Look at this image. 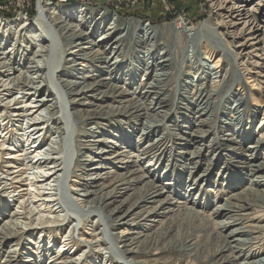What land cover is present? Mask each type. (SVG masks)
<instances>
[{
	"label": "bare ground",
	"instance_id": "obj_1",
	"mask_svg": "<svg viewBox=\"0 0 264 264\" xmlns=\"http://www.w3.org/2000/svg\"><path fill=\"white\" fill-rule=\"evenodd\" d=\"M54 1L60 4L73 2L78 4L77 7L84 8L90 0ZM255 1L249 8H245L248 0H210L215 10L213 40L210 37L202 40L201 37L199 47H202L205 57L202 58L197 52L191 55V52L186 51L183 58L181 56L183 64L179 69L176 66L177 58L171 52L162 49L158 53L159 33L150 23L143 26L134 24L139 48L131 61H124L120 58L122 51L126 49L127 33L121 32L122 28L115 18L107 24L110 16L106 13L100 12L94 17V13L87 12L84 8L81 10L82 19L76 20L74 9L47 8L45 0H39L40 11L35 22L20 18L7 24L0 20V147H3V150L0 149V204L4 209L12 208L15 204V210L8 216L12 220L17 218L15 224L9 223L17 228L15 233L11 234L13 227L6 229L11 230L9 233L0 232V246L4 248L5 243L16 239L18 234H29L32 231V237L43 235L46 231L52 235L44 224L55 225L59 222L61 216L56 212L60 209L64 212L65 206L79 213L81 220L97 217L89 229L80 228L84 220L76 221H81L76 225L80 233L78 242L85 244L91 252L99 249L97 253L103 257L100 260L95 254L92 263L102 261L103 264H113L112 259H116L115 264H122L119 258L125 259L127 264H147L145 259L135 258L143 248L158 245V242L149 239L146 230L149 226L161 224L163 218L180 208L188 207L187 195L174 198L172 191L176 190L179 182L160 185L158 179L151 182L148 189L145 187V195L132 206L128 207L126 202H121L116 207L114 204L118 203V198L124 192L132 189V182L135 184L151 179L168 157V162H187L183 171L188 183L187 187L185 184L183 186L188 188V193L196 192L201 184H208V171L205 170L197 178L196 172L199 162L211 152L214 154L211 164L221 157L224 164L228 161H240L249 166L251 172L256 173L252 186L245 191L247 195L250 193L249 197H254L253 200L246 197L242 202L235 200L233 196L225 204L216 206L211 214L215 218L208 217V221L218 230V243L222 244H218L221 247L214 262L264 264V248H252L255 235L259 231L264 232V225L260 227L249 223L253 217L258 219L260 209L264 213V190L255 188L264 187V161L256 164L257 155L264 150V117L253 128L256 117L259 114L264 116V0ZM88 23L94 29L104 27L105 33L95 40L91 32L84 30ZM204 27L205 25L194 29L181 27L185 33H191L185 38V44L196 40ZM13 29L17 32L31 30L32 32L27 33L30 43L28 51L36 48L29 57L28 64L21 65L18 69L13 61L14 48H5L8 45L5 33ZM58 38L62 44H58ZM217 53H220L218 58L215 56ZM184 62L187 71L184 70ZM125 65L131 66L133 70V82L125 83L126 87L118 78ZM141 71L145 73V78L137 82ZM172 74L173 93L175 91L179 97L177 102L167 105L169 98L166 84ZM243 86L248 92L253 91V94L249 96ZM45 90L50 93L44 94ZM171 107L176 108L178 113L177 120L173 123L181 131V134L174 135L173 138L169 136L172 134L171 128L168 133H163V129L158 128L160 121L168 117ZM110 117L120 118L124 123L130 117L140 122L143 131L137 146H133L135 143L129 137L125 147H109L108 144H113L114 141H124L120 128L111 134L110 140L101 138L102 132L97 130H103L100 128L102 120ZM116 121L118 119L111 123L115 124ZM80 128L87 129L85 131L93 139H81ZM128 131L132 132V128ZM156 133L160 135L150 140ZM146 139L149 142L146 147L141 148L140 143ZM30 145L32 149H27ZM65 153L68 155L66 158L63 156ZM2 155L9 157L2 161ZM144 159L155 162L156 169L151 168V165L143 166ZM113 169L119 173L114 174ZM122 171L124 175L120 173ZM125 171L130 182L126 179ZM251 175L250 173L249 176ZM48 180L55 183L56 189H50ZM46 190L60 191L64 198L51 199V195L43 198ZM55 196L58 197V194ZM5 198L7 202H4ZM36 199H39L37 203L40 204L31 208V203ZM55 202L56 207H59L53 205ZM202 202L197 203L198 209L186 208L187 215L192 219L198 218L196 216L202 214L200 208L205 209V203ZM46 209L51 216L56 214L57 217L52 216L53 220L50 215L34 218L38 214L42 215ZM251 215L253 217L248 219ZM5 216L6 214L3 218ZM99 218L104 220V225L110 227L107 235L105 234L106 238L100 237L97 232V225L102 223ZM44 219L47 222H43ZM71 219L68 218V223L73 222ZM229 219L232 221L228 222ZM37 221L42 222L35 224ZM62 227H59L60 231L64 229ZM133 234H136L135 237H132ZM70 235L64 236L61 248L56 250L49 245L43 249V258L38 261L32 259V256L28 257V263L48 264L46 260L49 258L56 260V264H89L87 256L85 262L70 256L75 242V236L72 238ZM55 239L54 236L53 246ZM28 242L32 243V239ZM33 242L38 244L36 240ZM188 248L191 255H198L196 242L190 243ZM34 249L37 250L35 247ZM157 252L158 249L153 255L157 256ZM4 254L3 264H20L17 250ZM39 254L42 252L37 255Z\"/></svg>",
	"mask_w": 264,
	"mask_h": 264
},
{
	"label": "rangeland",
	"instance_id": "obj_2",
	"mask_svg": "<svg viewBox=\"0 0 264 264\" xmlns=\"http://www.w3.org/2000/svg\"><path fill=\"white\" fill-rule=\"evenodd\" d=\"M38 1L39 0H0V20H4L7 24L8 23L11 24L12 22H16L20 18H23V19L26 18L29 21L34 20L36 17L39 16L40 10H39ZM48 1L46 2V0H45V2H44L46 4V6H48L47 8H54L55 9L56 7H58L62 10V9H65L66 7H69V9H74V11H76V16H75L76 18L74 17L76 20L82 19L83 13L81 10L84 8H85V11H87V12L89 11L91 13H94V15H93L94 17L98 16L100 14V12L108 14L110 16V18H108L107 24H109L113 18L117 19V23H119L120 28H122L121 32L127 33V40H126V44H125L126 49H124V51H122V56L120 58V59H123L124 61H129V60L131 61V58L134 57V55L137 53V50L139 48L138 44L136 43L137 40L135 39L136 30H135L134 24H137V21H140V20L141 21H147V22H139L140 26H143L146 23H150V25H152L153 27H155V26L163 27V30H161V31H160V29L155 27L159 33L158 34V36H159L158 37V44H159L158 45L159 46L158 47V53H160L161 52L160 50H162V49H166L167 52H171L173 54V57L177 58L178 62L176 64V66L178 65V69H179V67H181L180 66L181 63L183 64V61L181 60V56L183 58L186 51L191 52V55H194L195 52H197L198 54L202 55V58L205 57L203 55L204 51H203L202 47H199V45H200L199 40L201 37H202V40H207L205 37H210V39L213 40V36H214L213 27L215 26V20H214L215 10L210 4V0H90L88 2V4L84 6V8L77 7L78 4L73 3V2H69L66 4H60V3H55L54 0H50V2H48ZM255 2H256L255 0H248V3L245 4V8H249V6L254 4ZM48 4H50V5H48ZM51 10L53 11V9H51ZM262 14L264 17L263 12H262ZM130 20H133L136 23H132V24L128 23L129 26L126 25L127 21H130ZM73 21H75V20L73 19ZM34 22H35V20H34ZM75 22L77 23V21H75ZM176 24H179V25L174 30L171 29V27L175 26ZM130 25L132 27H134L131 30H130ZM204 25H205V27L200 31L201 35L198 36L196 40H193L192 42H189L186 45L185 44V38L189 37V35L191 33L190 32L185 33L181 27L187 26L188 28L194 29L195 27H203ZM15 26L20 27L17 24H15ZM178 28H180V29H178ZM84 30L91 32L92 36L95 40L98 39L100 36H102L106 31V29L104 27H99V26L94 29V27L91 26L90 23H88V26L85 25ZM30 32H32V31L29 29H27L26 31H23V32H19V31L17 32L16 29H13V31L5 33V36H6L5 38L8 40V43H7L8 45L5 48H6V50L10 47L14 48L15 52L13 54V61L15 63V66L17 67V69L21 65H27L28 64L29 57L33 54L34 50L36 49V48H34L33 51H31V50L28 51L29 50L28 47L30 46V43L28 41L27 33H30ZM182 33L184 34V36ZM134 34H135V36H134ZM178 38L181 40H179ZM57 40H58V44H62L61 41H59V38ZM178 44L181 46H179ZM14 45H15V47H14ZM180 50H181V52H180ZM219 55H220V53L215 54L216 58H218ZM195 59H196V57H195ZM184 67H185L184 70L187 71L188 68H186L185 62H184ZM63 68H65V66ZM174 70L172 72H174ZM132 71L133 70H131V66H128V65H125L123 67V71L122 70L120 71L118 78L120 80H122L123 85H125V83H128V82H133ZM131 76H132V78H131ZM134 76L136 77V75H134ZM144 76H145V73L143 71H141L140 75L138 74L136 81L140 82L142 79L145 78ZM179 77H180V79L183 78L182 76H180V74H179ZM166 85H167V93H168V98H169L168 99L169 102L167 105H172V103L174 101L177 102V99H178L177 97H179V96H176L175 91L173 93V88H172V86L174 87V76H173V74H172V76H170V80H168ZM126 86L127 85H125V87ZM243 88L246 90L245 86H243ZM227 89H228V87L226 88V90ZM246 92H248V91L246 90ZM246 92H244V93L246 94ZM46 93L48 94V93H50V91L45 90L44 94H46ZM248 93L250 96L251 94H253V91H250ZM179 94H180V92H179ZM250 101H251V98L249 97L248 102H250ZM175 110H176V108L173 109V107H171L170 111L167 113L168 117L166 115L167 118H163L162 122L160 121L159 127L157 125V127L160 130L163 129L162 130L163 133H165V132L168 133V132H170L169 130L172 129L173 130V131L171 130L172 134L169 135L170 138H173L174 135L181 134V131L178 130V128L175 127L176 125H174L175 123H173L177 120L176 118L178 115L177 111H175ZM192 112H194V111H192ZM263 117H264L263 114H259L256 117V120L253 124L254 129L263 121ZM117 119H118V121H116L115 124L111 123ZM123 119H125V118H123ZM121 121L122 120L120 118H117V117H113V118L110 117L108 119L102 120L100 128H103V130L102 129H100L101 131L97 130L99 132H102L101 138H104L106 141H107V139L110 140L111 136L113 135V132L115 133L116 131H118L117 129L120 128L121 129V135L124 138V141L122 139L120 141L112 140L114 142H113V144H108L109 147L110 146H116V147H120V148L125 147L126 142L128 141L127 139L129 137H132L131 141L133 143H135L133 146H135V145L137 146V142H139V136L143 131V126L140 124V122L135 121L131 117L128 118L125 123L121 122ZM122 123H124V124H122ZM109 124L111 126H108ZM103 126H106V127H103ZM115 126H117V127H115ZM130 128H132V132L128 131ZM164 129H166V130L164 131ZM85 130H87V129H81V128L79 129L81 139H83L84 141L93 139V138L89 137L90 133L85 131ZM129 132H131V134H129ZM159 135H160L159 133H156L155 135H153L150 138V140H154ZM209 138H211V136ZM0 141H2V139H0ZM131 141H129V142H131ZM142 141H143L142 144L140 143V145H139L141 148L146 147L147 143L149 142V139L142 140ZM30 143H31V141H30ZM239 143H241V142H239ZM128 145H129V143H128ZM247 145H249V144H247ZM6 147H9V145H6ZM26 148L32 149L31 145L27 146ZM0 149L3 150V147H0ZM34 149L35 148L33 147V150ZM5 153H6V151L4 152V154ZM228 153H230V152H228ZM63 156H64V158H66L68 155L65 153V154H63ZM213 156H214V154H212L210 152V154L207 157L202 158V160L199 162V169L196 172V178H197L200 175H202L203 173H205V170H207L208 171L207 174H210V176L207 177L208 178L207 179L208 184H206V185L201 184L200 185L201 188L199 187L200 189H198L196 192H192V193H188L187 192L188 188H185V186L187 187V183H188L186 173H184V171H183L184 166L187 163L186 161L180 162L177 160H173V161L168 162L167 161L169 159V157H168L166 160H164L162 162L161 167H158L156 169V168H154V166L157 167L155 162L149 161V160H148L149 161L148 162L146 159H144V162H142L143 166L151 165V168L156 169V170L159 169V170L155 173L154 176L153 175L151 176V179H149L150 181L145 180V181H142L140 183L137 182L135 184L132 182L131 184L134 185L132 187V189L127 191V192H124L123 196L118 198V203H115L114 207L121 204V202H126L128 207L132 206L133 204H135L137 202V200H140L141 197L145 195L146 190L151 185V182H155V180L159 179L160 185H161V183L165 185V184L170 183V182L178 181L179 183H178L177 187H175L176 190L172 191L173 197L178 199L181 197L183 198V196L187 195V198L189 200V202L187 204L188 207H190V208L195 207L196 209H198L199 206L197 203H201L203 201L202 203H205V209L202 210V208H200L201 209L200 211L202 212V214H200V216H196L198 218L192 219L193 217L188 216L186 213V208H188V207H183V209L180 208L179 211L177 210V212L175 211V212L171 213L169 216H167L166 218H163L161 224H157V226H155V227L149 226V228L146 230L145 233L150 236V238H149L150 240H153L156 243L158 242V245H157V247L150 245V246H148L149 248L148 247L143 248L141 250V254L137 255L135 258L138 257L140 259H145V261H147V264H210V263L216 264V261L214 262V260H216V257L218 254L217 252L219 251V248L221 247L222 244L220 242L218 243L217 238H216V237H218V230H217V228L213 227V225L211 224L212 222L208 221V217L215 218V216L211 215V214H213L216 206H218V205L220 206V205L225 204L226 200H228V198L231 199L233 196H235V200H238V201H242L246 197L250 198V200H253L254 197L253 196L249 197L250 193H248V195H247V193H245V191H246V189H249L252 186L253 181H255L254 179L256 177V173L251 172L250 167L247 165H244L243 162H240V161H238V162L228 161L227 163L224 164L223 161L221 160V157L219 158V161L217 160L213 164H211L210 161H211V158ZM257 156H258V158L256 159V164L257 163L258 164L263 163L262 161H264V150H262L259 153V155H257ZM2 157L3 158L1 160L6 161L9 156L2 155ZM3 164H5V163L3 162ZM243 166H244V169H243ZM136 168H139V167H136ZM113 171H114V174L119 173L116 171V169H113ZM123 172L124 171H122L120 173L123 174ZM250 173L252 174L251 177L249 176ZM125 174H126V179L128 180L129 177H128L126 171H125ZM28 177H29V179H31L30 175H28ZM50 180H48L49 181L48 183L51 184L50 189H56L54 187L55 183L50 182ZM220 180H222V181H220ZM82 182H84V181H82ZM128 182H130V180H128ZM27 183H30V181H27ZM184 184H185V186H183ZM143 185H144V187H143ZM235 185H237V186H235ZM145 187L147 189H145ZM255 188L259 189V190H264V187L255 186ZM46 191H47L46 195L43 198H45L48 195L52 196L51 199L52 198L53 199L54 198L55 199L64 198L60 191H58V192H56V190H51V191L46 190ZM207 191H208V193H207ZM56 194H58V197L55 196ZM239 197H240V199H238ZM38 200L37 199L33 200V203H31V208H33L35 206V204H37V205L40 204V203H37ZM4 202H7L6 198H5ZM55 204H57V202H55L53 205H55ZM14 205L15 204L12 205V208L6 207L4 209L2 204H0V217L3 218V215L6 214V216L3 218V220L0 218L1 219L0 220V232L9 233L11 230H9V229L6 230V229L11 228V227H13V229L11 228L12 229L11 234L16 232L17 228L16 227L14 228V224L16 223L17 218L12 220L11 217L8 216L9 214L13 213V211L15 210ZM86 205H87V203H86ZM151 206H153V205H151ZM55 207H56V205H55ZM57 207H59V206H57ZM63 207H64V212H61V209L56 212L57 215L59 214L61 216L59 219V222H56L55 225H54V223L44 224L45 227H48L50 232L53 233L52 235L47 233V231L43 235L37 234L33 237H32L33 231L29 232V234H25V233L23 235L18 234L16 239H10V241H7V243H5V245H4V248L0 246V249H2V251L0 250V258H1L0 264L4 263V260H2L3 256L5 255L4 253L8 254L9 252H11L13 250H17V252L20 254V259H19L20 264H29L28 263V257H31V256H32L31 257L32 259H34V260L36 259L39 261V259L43 258V256H44L43 249L45 247H49V245H51L52 249L57 250V249L61 248L62 242L65 239L64 236H66V235L69 236L70 234H71L70 236L72 238L75 236L73 238V241H75V242H74V245H72L73 248H71L70 256L78 258L80 262H83V261L85 262V258L87 256L89 264H94V263H92L94 260L92 257L95 254H97V256H98V258H100V260L101 259L103 260V257H101L97 253V252H99V249L96 250L95 252H91L90 249L86 248L85 244L78 242L80 240V237L78 236L80 233L78 232V228L76 225H78L79 222L84 220V222L81 223L80 228L89 229L90 226L92 225V222L97 220V217L92 216L90 218L81 220V216L79 213H77L75 211H74L75 212L74 213L70 207H68V208L65 206H63ZM260 210L262 211V209H260ZM45 211L42 213V215L38 214L34 218L38 219L41 217L44 218V217L49 216L50 214L47 211V209ZM261 211L259 213L260 214L259 216L257 213L258 219H255L253 217V215H251V217L249 216L250 218L248 217V219H251L253 217L252 222H249L250 224H252L253 226L260 225V227H263V225H264V213L262 214L263 211L262 212ZM37 212H39V209L37 210ZM142 212H145V210ZM56 214H52V216L55 218V217H57V216H55ZM76 214H78V215H76ZM107 214H109V212ZM52 216L50 215V217H52ZM53 217H52V220L54 219ZM68 218H72L71 220L74 223L73 222L68 223V221H69ZM261 219H262V221H261ZM77 220H81V221L76 222ZM172 221L173 222L175 221L174 222L175 227H174V224ZM214 221H216V220H214ZM217 221H221V220H217ZM230 221H232V220L229 219L228 222H230ZM258 221H260V222H258ZM37 222H35V224H39L42 221H37ZM43 222H47V221L44 219ZM99 222L103 226L98 224L97 225V227H98L97 232L100 235V237L104 236L106 238L107 230H108V228L110 229V227L109 226L107 227L106 225H104L105 222L101 218H99ZM164 222H165L166 226L164 225ZM171 222H172V224H171ZM9 223L10 224L14 223V224L10 225ZM84 223H86V224H84ZM253 223L256 225H254ZM71 224H74V226H76V227L74 228V226ZM61 225L63 226L62 229L64 228L62 231H60L61 228H59ZM188 225H190V226H188ZM210 227H212V228H210ZM179 228H180L181 232H180ZM100 229H101V231H100ZM123 229H124V227L120 228L118 230V232L123 230ZM102 230H103V232H102ZM166 231H167V233H166ZM110 232L111 233H117V231H110ZM261 232H263V231H261ZM261 232L259 231V233H257L258 236L255 235V238H256V236H257V238L256 239L254 238V240H253L254 245L252 246V248L255 246L258 250L264 248V245H263L264 244V237H263L264 232L263 233H261ZM164 233H166V235ZM261 234H262V236H261ZM135 235L136 234H133L132 237H135ZM213 235H215V236H213ZM54 236L56 237V239H55V243L53 246ZM210 236L213 238H211ZM208 237H210V238H208ZM30 239H32V243L28 242V240H30ZM191 239H193V240H191ZM261 239H263V240H261ZM33 240L34 241L36 240L38 244L35 245ZM196 240H199V241H196ZM194 242H196V246L198 249V252H197L198 255H196V256L194 254H192L193 255L192 256L189 253L190 249L188 248L190 243H194ZM19 243H20V245H18ZM81 244H83V245L81 246ZM218 244H221V245H218ZM258 244H261V245L259 246ZM104 245H105V243H104ZM34 247L37 250H35ZM178 247H179V249H178ZM27 249H30V251H26ZM156 249H158L157 256L153 255L156 252ZM21 250L24 252H22ZM37 251L42 252V254L37 255L38 254ZM84 251L86 253H83ZM184 251H186V252H184ZM33 253H34V256H33ZM207 257H208V259H207ZM112 260H113V264L117 263L116 259H115L116 261L114 259H112ZM118 260H121L120 262H122V264H127L125 259H119L118 258ZM46 261L49 262L48 264H56L57 263L56 260H53V259L49 260V258ZM101 262L102 261H99L98 264H103ZM240 262H241V260H240ZM83 264H86V263H83Z\"/></svg>",
	"mask_w": 264,
	"mask_h": 264
},
{
	"label": "built area",
	"instance_id": "obj_3",
	"mask_svg": "<svg viewBox=\"0 0 264 264\" xmlns=\"http://www.w3.org/2000/svg\"><path fill=\"white\" fill-rule=\"evenodd\" d=\"M48 0H46V2H47ZM48 2H50V0L48 1ZM46 5V4H45ZM48 5H50V4H48ZM139 22H147V21H137V24H138V26H139ZM128 23H136L135 21H133V20H130V21H127V24L126 25H128ZM179 24H176L175 26H172L171 27V29H175L177 26H178ZM164 26V25H163ZM155 27H157L158 29H160V31L161 30H163V27H160V26H155ZM134 27H132L131 25H130V29H133ZM161 35V34H160Z\"/></svg>",
	"mask_w": 264,
	"mask_h": 264
}]
</instances>
